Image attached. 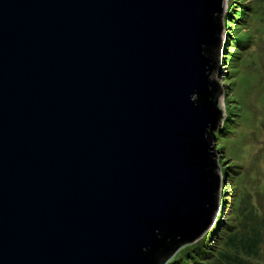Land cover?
<instances>
[{
    "label": "water",
    "instance_id": "95a60500",
    "mask_svg": "<svg viewBox=\"0 0 264 264\" xmlns=\"http://www.w3.org/2000/svg\"><path fill=\"white\" fill-rule=\"evenodd\" d=\"M221 8L0 0V264H162L205 231Z\"/></svg>",
    "mask_w": 264,
    "mask_h": 264
},
{
    "label": "rangeland",
    "instance_id": "374dc122",
    "mask_svg": "<svg viewBox=\"0 0 264 264\" xmlns=\"http://www.w3.org/2000/svg\"><path fill=\"white\" fill-rule=\"evenodd\" d=\"M237 8L234 25L223 28L221 21L234 18ZM219 20L217 61L208 76L220 91L221 116L214 126L218 197L211 223L196 240L211 233L205 244L210 252L228 233L251 236L260 231L262 244L253 264H264V0H222ZM222 168L225 174L220 176ZM198 254L191 261L183 256L169 264L209 261Z\"/></svg>",
    "mask_w": 264,
    "mask_h": 264
},
{
    "label": "trees",
    "instance_id": "16d2710c",
    "mask_svg": "<svg viewBox=\"0 0 264 264\" xmlns=\"http://www.w3.org/2000/svg\"><path fill=\"white\" fill-rule=\"evenodd\" d=\"M234 3V2H233ZM233 6L230 4L229 7L226 8V13L231 12V8ZM229 10V11H228ZM240 10L237 8L234 13H232L234 18H225L221 21L223 28H231V25H234V19L239 15ZM220 18V14L218 15ZM219 18L217 24L219 26ZM221 25V24H220ZM232 35H235L234 33ZM237 40V39H236ZM218 43V42H217ZM217 44L211 48L206 57L210 60L212 67L216 66V53H217ZM212 83L211 91H212V100L218 99L220 91L218 85L210 81ZM227 114V113H224ZM220 118V115H219ZM223 127V126H221ZM225 174V169H220L219 175L223 176ZM216 191L214 209L217 205V194ZM222 192V189H221ZM218 220V219H217ZM211 233L207 234L205 232L200 239L195 240L192 243H185L182 245H178L175 248V252L168 256V258L162 264H169L172 260L176 258H181L183 256H189V261L193 259V254L208 256L209 261H205L204 264H253V260L257 258L258 254V245L262 244V235L260 236V231H256L255 234L251 236H247L244 233L233 232V234L228 235L224 238V242L221 246H217L216 250L210 249V252L206 251V239L211 237ZM221 240V239H220ZM172 256V257H171ZM204 261V260H203ZM179 262V261H178Z\"/></svg>",
    "mask_w": 264,
    "mask_h": 264
},
{
    "label": "clouds",
    "instance_id": "9594fccd",
    "mask_svg": "<svg viewBox=\"0 0 264 264\" xmlns=\"http://www.w3.org/2000/svg\"><path fill=\"white\" fill-rule=\"evenodd\" d=\"M221 28H222V27H221ZM218 39H219V32H218ZM212 70H213V68H212ZM212 70H211V71H212ZM210 81H211V80H210ZM220 116H221V113H220Z\"/></svg>",
    "mask_w": 264,
    "mask_h": 264
}]
</instances>
